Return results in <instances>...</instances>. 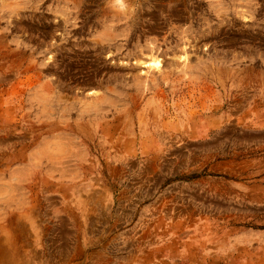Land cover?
Wrapping results in <instances>:
<instances>
[{"label":"rangeland","instance_id":"1","mask_svg":"<svg viewBox=\"0 0 264 264\" xmlns=\"http://www.w3.org/2000/svg\"><path fill=\"white\" fill-rule=\"evenodd\" d=\"M0 264H264V0H0Z\"/></svg>","mask_w":264,"mask_h":264},{"label":"bare ground","instance_id":"2","mask_svg":"<svg viewBox=\"0 0 264 264\" xmlns=\"http://www.w3.org/2000/svg\"><path fill=\"white\" fill-rule=\"evenodd\" d=\"M225 35V34H224ZM227 36H229L228 34H227ZM232 38V37H231ZM217 41V40H216ZM227 42V41H226ZM95 48H97V47H95ZM96 50V49H95ZM100 50V49H99ZM99 56V55H98ZM48 58H50V57H48ZM98 58V57H97ZM96 59V58H95ZM86 62V61H85ZM149 65V64H148ZM151 65H153V66H155V67H158V65H159V61L158 60H156V59H153V61H152V64ZM160 67V66H159ZM93 69V68H92ZM97 69V68H96ZM74 70V69H73ZM77 70H78V68H77ZM100 70V69H99ZM90 71V70H89ZM91 72V71H90ZM78 74V73H77ZM89 76V75H88ZM87 76V77H88ZM93 76H94V74H93ZM92 76V77H93ZM95 77H96V75H95ZM79 79V78H78ZM89 79V78H88ZM82 80V79H81ZM101 83V82H100ZM89 84V83H88ZM90 85H91V83H90ZM102 86V85H101ZM96 91V90H95ZM96 93H97V91H96Z\"/></svg>","mask_w":264,"mask_h":264}]
</instances>
